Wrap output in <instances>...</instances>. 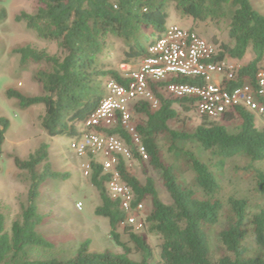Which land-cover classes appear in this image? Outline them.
Masks as SVG:
<instances>
[{
  "label": "trees",
  "instance_id": "trees-1",
  "mask_svg": "<svg viewBox=\"0 0 264 264\" xmlns=\"http://www.w3.org/2000/svg\"><path fill=\"white\" fill-rule=\"evenodd\" d=\"M228 7L233 10L231 17ZM172 8L182 18L195 21L229 20L230 44L221 46L219 60L228 57L241 61L249 51L254 52L255 59L241 69L232 87L255 84L264 58V14L255 10L250 0H38L34 14L22 12L16 21L25 22L40 40L55 42L59 53L51 55L45 49L29 45L16 49L21 65L45 63L49 69L35 75L43 87V96L27 97L15 90H8L7 96L18 100L22 108L43 105L45 112L39 121L49 138H79L81 125L105 99L107 82L128 84L119 69L108 68L103 62L113 41L123 45L120 65L138 64L148 57V47L153 43L145 46V38L148 35L157 38L165 32ZM6 20V10L0 11V22ZM180 82L193 81L182 78ZM156 94L159 109L152 110L146 102H139L134 108L142 116L137 130L147 161L121 126L108 130L131 147L133 160L149 163L173 202L163 203L155 180L147 178L141 183L128 171V161L120 160L118 170L134 195L133 205L151 202V212L145 219L147 234H137L131 227L125 229L141 260H133L132 248L122 241L120 226L126 223L127 213L122 210L120 200L109 194L112 175L94 159L89 177L101 201L95 212L109 221L111 237L122 253L91 252V241L87 240L69 260H35L30 256L32 249L53 248L38 231L45 223L38 204L41 190L51 181L67 178L53 170L50 147L43 144L27 160L13 157L16 168L26 173L29 189L27 203L10 231L5 217L0 216V264H152L155 252L147 235L160 241V264H264V207L252 212L246 198L221 197L220 173L228 160L237 157L249 161L245 169L252 174L257 193L264 197V169L258 168L264 163V131L257 128L254 114L245 109L228 114L225 120H241L233 131L203 117L193 134L182 133L170 127V122L179 119L176 106L191 112L195 102ZM0 125L1 157L10 124L2 118ZM165 137L170 154L180 150L177 143L194 141L212 156L211 162L206 163L194 150H180L194 176L190 185L182 182L174 163L164 157L160 142ZM222 220L226 224L219 233L223 254L213 259L209 232ZM250 244L258 255H249Z\"/></svg>",
  "mask_w": 264,
  "mask_h": 264
},
{
  "label": "rangeland",
  "instance_id": "rangeland-1",
  "mask_svg": "<svg viewBox=\"0 0 264 264\" xmlns=\"http://www.w3.org/2000/svg\"><path fill=\"white\" fill-rule=\"evenodd\" d=\"M250 2L255 10L264 14V0H250ZM37 8L38 0H0V11L6 10L7 12V20L0 22V119H6L10 124L3 148L4 153L0 157V216L5 217L7 229L10 231L12 224L20 218L22 209L27 203L28 178L26 173L16 168L13 157L27 160L41 145L48 144L53 170L66 175L67 178L51 181L41 190L38 204L40 213L45 216V223L38 231L53 244V248L32 249L30 256L35 260L52 258L69 260L75 256L80 246L87 240L91 241V252L122 253V249L115 244L111 237L109 221L96 215L95 211L101 203L100 196L92 186L90 177L85 175L83 164L87 162V159L80 158L72 149L74 140L49 138L42 130L39 121V117L45 112V107L36 105L22 108L18 100L9 98L6 94L8 90L21 92L27 97H39L44 94L43 87L36 81L35 75L38 71L49 69V67L45 63L21 65L20 56L14 52L16 49L29 45L39 50L45 49L51 55L59 53L55 42L40 40L34 32L27 29L25 22L16 21V17L22 12L34 14ZM228 11L231 17L232 8L228 7ZM172 25L195 30L215 44L219 50H222V45L230 44L229 20L219 23L195 21L192 18H182L175 8H172L168 27ZM155 39L148 35L144 40L145 46L150 45ZM122 46V43L113 41L109 51L103 56V62L108 68L120 69ZM253 59H255V53L249 51L243 60L233 61L237 66L245 67ZM261 67L264 70V58ZM176 109L179 119L170 122L171 129L193 134L202 124L203 116L196 109L191 112H185L178 106ZM254 116L257 128L264 131V115L254 114ZM214 120L230 131L241 124V120L238 118ZM133 121L140 124L142 116L134 112ZM82 127H80V131ZM167 142L168 138L166 137L162 138L160 142L164 157L174 163L182 182L190 185L194 176L180 150L192 149L206 163L211 162L212 156L204 152L201 146L194 141L177 143L180 150L170 154ZM248 165L249 161L243 157L226 162L225 170L220 173L223 186L221 197L225 200L229 197L246 198L249 200L251 211L257 212L264 207V197L255 190L252 174L245 169ZM127 168L130 174L141 183H145L147 178H153L162 202L167 205L173 204L162 181L148 162L139 163L131 160L127 162ZM258 168L264 169V163L258 165ZM150 212L151 202L148 200L145 203L144 213H139L137 218L138 222L144 225L143 228L131 227L126 223L120 226L122 241L132 248L131 258L136 261H140L141 256L136 253L134 246L129 242L125 229L131 227L133 232L146 235L145 219ZM225 225L222 220L209 232L213 259H217L223 254L219 233ZM147 238L155 252V260L152 264H160V241L154 236L147 235ZM249 248L250 256L258 255V250L253 244H250Z\"/></svg>",
  "mask_w": 264,
  "mask_h": 264
},
{
  "label": "built area",
  "instance_id": "built-area-1",
  "mask_svg": "<svg viewBox=\"0 0 264 264\" xmlns=\"http://www.w3.org/2000/svg\"><path fill=\"white\" fill-rule=\"evenodd\" d=\"M221 50L193 29L172 25L148 47V57L138 64H121L120 71L128 81L121 85L109 80L106 97L99 109L81 126V136L73 139L72 149L80 158L86 176H89L92 160L103 166L112 175L108 184L109 194L120 200L127 213L126 224L138 229V214L144 213L145 203L134 206V195L120 176L121 159L133 160L131 147L108 130L121 126L138 152L148 160L141 145L137 126L133 121L134 108L139 102L149 103L152 110L160 108L157 93L170 98L195 102V109L209 119L225 118L238 109L264 115V70L255 79V84L246 83L232 87L243 67L230 58L219 60ZM189 78L192 83L180 82Z\"/></svg>",
  "mask_w": 264,
  "mask_h": 264
}]
</instances>
